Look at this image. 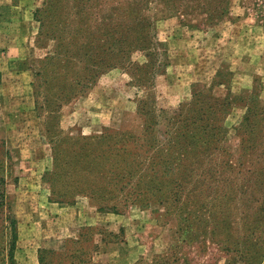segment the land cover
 Listing matches in <instances>:
<instances>
[{"label":"rangeland","instance_id":"1","mask_svg":"<svg viewBox=\"0 0 264 264\" xmlns=\"http://www.w3.org/2000/svg\"><path fill=\"white\" fill-rule=\"evenodd\" d=\"M90 4L0 0V218L10 214L16 220L13 264H37L38 249H54L80 234L82 245L95 246L89 264L150 263L173 246L180 264H246V248L264 245V0H183L178 10L150 0L141 9L151 24L155 54L149 58L154 69L148 88L136 87L129 76L146 63L144 52L132 51L126 64L99 74L82 96L59 107L55 126L62 135L54 142L52 122L45 118L53 105L43 109L37 74L49 68L53 37L60 34L55 28L86 15ZM82 6L86 11H79ZM61 42L66 45V39ZM48 76L55 78L53 68ZM65 77L72 86L76 77ZM54 85L45 84L56 90ZM200 99L214 101L209 122L221 133L192 144L189 151L199 147L188 155L194 173L206 180L241 171L259 179L209 182L188 196L187 207L196 209L182 217L194 218V228L206 221L197 227L205 236L193 232L189 241H178L177 217L166 213L167 203L157 193H143L117 214L104 207L120 203L130 191L127 185L119 198L103 201L75 197L70 204L58 203V195L51 194L74 186L72 173L51 174L53 151L66 154L70 146L64 136H97L104 130L140 142L146 139L142 130L152 127L162 145L169 130L177 131L176 116L206 109L195 105ZM221 103L228 105L219 110ZM209 218L222 227L216 235L204 232ZM263 263L264 258L258 264Z\"/></svg>","mask_w":264,"mask_h":264},{"label":"trees","instance_id":"2","mask_svg":"<svg viewBox=\"0 0 264 264\" xmlns=\"http://www.w3.org/2000/svg\"><path fill=\"white\" fill-rule=\"evenodd\" d=\"M149 1L92 0L89 6L90 11L86 15L78 20L74 15V21L68 19L60 30L58 26L55 28L60 34L56 38L53 37L56 44L54 54L47 60L49 68L45 71L42 67V72L37 74L39 77L37 88L40 90L38 94H43L41 104L44 106L43 109L46 110L45 108L53 105V108L46 110L45 118L48 123L52 122L51 133L55 137L54 142H58L62 135V132L55 126L59 107L75 97L82 96L99 74L126 64L132 51L144 52L146 63L134 67V74L132 72L129 76L136 87H144L145 84L148 88L151 72L154 69L149 58L154 52L150 42L151 24L142 15L141 9L144 10ZM158 1L167 8L178 10L182 7L183 0ZM72 9H69L68 17ZM79 11H86V8L82 6ZM61 39H66V45L61 42ZM62 56H68L69 61L62 59ZM50 68H53L55 78L48 76ZM120 68L123 67L120 66ZM69 75L76 77V80H70L72 86L66 85L62 79ZM48 80L55 81L56 90L45 86ZM63 86L69 87L70 90L65 92ZM211 104H215L214 101L208 103L200 99L195 105L206 109L194 110V113L188 117L183 114L176 116L178 119L175 121L174 129L177 131L169 130L162 145L156 144L152 127H145L142 130V135L146 139L140 142L138 138H130L124 133L104 130L97 136H64L63 139L67 140L70 146L66 154H60L57 150L53 151L51 174L53 178L60 172L67 177L69 173H72L70 179L74 186L69 185L63 191L51 189V194L58 195V203L70 204L75 197H88L92 200L103 201L106 198H119L122 189L127 185L130 191L121 196L120 203L104 207L111 213L117 214L120 208L126 207V203L132 204L143 196V193H157L158 197L167 203L164 206L166 213L177 217L175 219L176 222L178 221V226L175 233L178 241L180 239L189 241L193 232L205 236L206 234L199 232L197 227L205 226L206 221L197 222L198 226L194 228V218L182 217L186 215L185 210L193 211L195 208L194 206L187 207L190 200L188 196L209 182L220 180L224 182L235 178L242 184L249 182L255 184L259 180L252 174L241 171L211 175L206 180L194 173L190 162L191 156L188 155L194 150L199 151V147L197 145L189 151L192 144L194 146L200 138H204L203 143H206L207 139L214 138L221 133L220 128L213 129L209 122L208 108ZM227 105L221 103L219 110H223ZM181 128L182 131H179ZM46 132H49L48 128ZM61 159H64L62 163L59 162ZM0 207H4L2 191L0 192ZM217 223L215 218H209V226L204 228V232L207 235H216L217 231L222 229ZM259 223L262 224V221ZM228 226L227 224L226 227ZM82 237L80 234L75 240H62L54 249H38L36 263L89 264L90 255L95 246L82 245ZM0 239V264H13L16 220L10 214L7 218H0ZM174 250L176 246L169 248L164 255L155 256L150 263L139 262L137 264H180ZM244 257L246 264L260 263L264 258V245L256 246L253 251L246 248Z\"/></svg>","mask_w":264,"mask_h":264}]
</instances>
